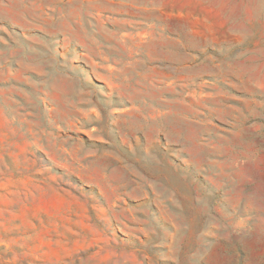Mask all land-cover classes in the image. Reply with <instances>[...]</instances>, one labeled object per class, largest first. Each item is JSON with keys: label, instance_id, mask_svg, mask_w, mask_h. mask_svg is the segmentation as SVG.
Masks as SVG:
<instances>
[{"label": "rangeland", "instance_id": "1", "mask_svg": "<svg viewBox=\"0 0 264 264\" xmlns=\"http://www.w3.org/2000/svg\"><path fill=\"white\" fill-rule=\"evenodd\" d=\"M0 264H264V0H0Z\"/></svg>", "mask_w": 264, "mask_h": 264}]
</instances>
